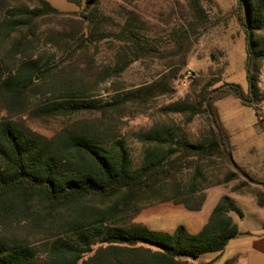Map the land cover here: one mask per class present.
I'll return each mask as SVG.
<instances>
[{
    "label": "trees",
    "instance_id": "16d2710c",
    "mask_svg": "<svg viewBox=\"0 0 264 264\" xmlns=\"http://www.w3.org/2000/svg\"><path fill=\"white\" fill-rule=\"evenodd\" d=\"M122 1L124 22L119 33L104 25V20L113 19L102 0H85L77 11L60 10L48 0L20 1L11 6L0 0V27L9 33L23 32L27 39L42 25L41 20L61 16L70 21L72 30L62 46L76 40L87 48L98 39L114 37L120 42L124 62L110 67L101 82L121 74L141 55L160 53L145 45L143 27L134 21L145 20L146 12L133 6L132 0ZM180 1L176 3L181 15L175 18L172 9L167 20L186 23L180 24L172 46L162 52L164 57H177L180 67L124 95L116 94L111 101L94 98L85 88H71L38 111L46 116H70L105 112L128 103L146 107L157 96L171 93L187 64L194 38L205 25L195 0ZM237 5L247 38L248 88L237 82L215 88L216 82L204 83L198 94L165 106L163 113L181 115L182 124L161 120L134 130L142 145L137 158L124 137H105L81 127L48 136L16 118L0 117V264H214V259L202 257L223 252L232 239L248 233L239 230L233 213L242 217L243 211L229 194L220 197L198 232L183 224L173 231L156 230L134 220L143 208L169 201L199 211L207 199L205 189L240 177L247 181L234 186L233 191H244L249 181L264 186L234 159L231 135L216 106L218 100L235 95L254 108L256 128L264 131L260 108L264 94L258 84L264 60L260 35L264 31V0H237ZM128 49L136 50L137 58H129ZM38 60L22 58L19 66L6 74L0 65V88L15 90L33 81L41 72ZM197 117L204 118L205 126L194 135L188 126ZM221 170L225 171L222 178ZM257 197L258 204L264 206V194L257 193Z\"/></svg>",
    "mask_w": 264,
    "mask_h": 264
},
{
    "label": "rangeland",
    "instance_id": "374dc122",
    "mask_svg": "<svg viewBox=\"0 0 264 264\" xmlns=\"http://www.w3.org/2000/svg\"><path fill=\"white\" fill-rule=\"evenodd\" d=\"M1 1L2 5L6 3L10 6L20 1L28 2V0ZM48 1L63 11L81 10L85 5V0H81L79 5L71 0ZM195 1L201 8L205 25L198 30L194 38L187 64L179 73V78L174 81V90L169 94L157 96L146 107H135L133 103H128L124 107L105 112L86 111L70 116H46L38 111L40 107L67 93L71 88H85L91 91L94 98L111 101L112 96L116 94L124 95L142 84L157 80L172 68L180 67L177 57L170 59L162 54L164 49L172 46L176 29L185 22L167 20L172 9L175 18L181 15V7L176 3L177 0H132L133 6L146 12L145 20H134L143 27L141 34L146 39L145 45L159 50L160 53L141 55L121 74L101 82L99 80H103L102 77L110 67L117 63L123 64L124 57L119 53L120 42L114 37L99 42V27L95 32L98 41L85 48L76 40L72 45H60L61 42H65L67 35L72 34L70 21L64 20L61 16H49L41 20L42 25L36 29L34 35L28 36V40L24 38L23 32L9 33L8 29L1 26L0 65L5 70L4 74L15 70L22 58H38L41 72L33 81L26 82L24 87L19 89L0 88V117L16 118L27 127L48 136L65 128L81 127L105 137H124L133 157L137 158L142 152V145L135 139L134 130L148 127L161 120L182 124L181 115L163 113L165 106L188 95L198 94L204 83L216 82L212 86L215 88L228 82H237L245 89L248 88L245 69L247 38L238 18L237 0ZM102 5L113 19L104 20V25L109 30L119 33L124 22V11L121 6L125 4L122 0H102ZM260 35L264 39V31ZM21 41L23 45L18 44ZM128 52L129 58H137L136 50L128 49ZM258 84L264 94V60ZM216 106L223 124L231 135L234 159L257 180L263 181L264 131L256 128L257 117L254 108L243 104L233 94L218 100ZM260 108L264 124V100ZM204 126V118L197 117L188 126V132L198 135ZM224 174L225 171L221 170L219 177L222 178ZM246 181V178L240 177L226 184L205 189L207 199L199 211H192L182 203L169 201L143 208L134 220L156 230L173 231L178 225L183 224L191 232H198L220 197L229 194L245 211L246 216L242 219L241 227L257 231L259 224L255 213V198L252 195L241 194H264V186L249 181L244 191L232 190L234 186ZM233 216L238 217L236 213H233ZM233 250V247H229L219 258L216 253H206L202 259H214V264H231L230 260L226 263L225 260Z\"/></svg>",
    "mask_w": 264,
    "mask_h": 264
},
{
    "label": "crops",
    "instance_id": "0c3cea01",
    "mask_svg": "<svg viewBox=\"0 0 264 264\" xmlns=\"http://www.w3.org/2000/svg\"><path fill=\"white\" fill-rule=\"evenodd\" d=\"M241 195H252L255 198V213L258 217L259 229L257 231H254V229L251 228L243 229L241 227V223L243 222L242 219L245 218L246 215L245 211L240 207L243 211V216H234V219L238 224L239 230L243 233H248L232 239L228 243L226 248L223 250V252L216 253V256L219 258L225 253L227 249H229V247H233L234 250L231 251L230 254L227 256L225 263L229 260H234L231 264H264V206H260L258 204V197L256 193ZM211 211L208 213L207 216L210 215Z\"/></svg>",
    "mask_w": 264,
    "mask_h": 264
}]
</instances>
